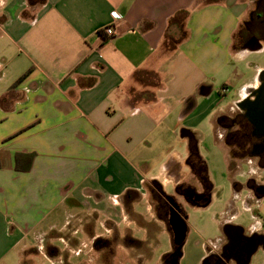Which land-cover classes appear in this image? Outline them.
<instances>
[{
    "label": "crops",
    "instance_id": "obj_1",
    "mask_svg": "<svg viewBox=\"0 0 264 264\" xmlns=\"http://www.w3.org/2000/svg\"><path fill=\"white\" fill-rule=\"evenodd\" d=\"M262 10L264 0H0V262L10 253L25 259L34 250L66 259V245L80 243L77 228L89 242L96 239L99 264H114L127 237L144 244L136 255L128 249L137 264H148V247L163 229L172 248L156 264H206L228 246L227 225L252 236L262 225L259 214L257 224L245 229L233 222L236 210L221 222L223 235L215 242L203 238L193 246L185 239L175 260L170 214L168 221L160 217L163 209L151 198L150 187L161 182L149 176L148 166L137 165L144 161L136 151L170 145L182 129L190 138L189 167L183 169L173 153L160 164L177 193L195 201L187 176L196 174L203 158L193 130L212 126L225 149L217 125L236 113L249 119L264 87L259 65L237 101L223 106L234 60L264 49ZM108 25L115 35L103 32ZM239 31L243 36L235 45ZM253 38L260 48L250 46ZM214 82L225 83L221 93ZM148 196L152 220L134 206ZM251 197L249 191L248 209ZM129 221L145 228L147 237H135ZM98 223L105 234L96 231ZM30 238L37 244L31 249L25 244ZM105 242L118 243L114 252L100 247Z\"/></svg>",
    "mask_w": 264,
    "mask_h": 264
},
{
    "label": "rangeland",
    "instance_id": "obj_2",
    "mask_svg": "<svg viewBox=\"0 0 264 264\" xmlns=\"http://www.w3.org/2000/svg\"><path fill=\"white\" fill-rule=\"evenodd\" d=\"M234 61L235 75L229 82L230 90L226 94V101L223 103V106L237 101L239 97V88L245 82H249L256 78L258 66L264 65V49L261 51L244 52ZM224 84V82H214L215 90L221 93V90L225 86ZM228 110L230 109L228 108L227 111ZM232 112L235 113V109H232L230 113ZM181 130L170 145L169 143H163L158 147L154 146L149 149H137L136 158L139 162L144 161L142 164L137 165L140 167L148 166L151 170L149 176L159 177L161 184L164 186L162 187L163 192L178 203L177 205L182 206V209L187 215L186 224L188 232L186 239L188 240V244L195 246L196 241L203 238L207 243L210 241L215 242L216 238L223 235L220 226L221 222L225 219L227 214L229 216L231 213L233 214L235 210H237V215L233 218L234 224L241 225L245 229H251L257 224V216L255 217V214H259L258 217L262 225H260L259 228H253L250 235L254 233L263 234L264 155L254 157L249 156L248 154L244 155L245 152H242V149L240 152L236 153L235 150L239 149L236 146L229 148L225 146V150L217 143L215 131L210 125L205 129H201V127L194 129L193 135H195L197 139L195 140L197 141L195 149L199 152V155L203 160L199 163L196 174L187 176V178L189 177L187 181L190 185L194 184V186L200 189V191H204V188L209 186V203L203 205L188 201L183 195L177 193L174 180L167 178L163 174V165L160 164L163 156H168L170 153H173L179 157L183 169H185L184 167H189L185 164L187 163L189 156L190 138L183 137V132ZM217 134L221 143L226 145L223 140L224 129L221 123L217 125ZM195 141L193 142L195 143ZM142 157L145 158L140 160ZM150 188L152 189L151 198L155 201V203H153L156 204L157 200V204L159 205V200L161 198L159 188L157 189V185ZM251 188H256V193L252 191ZM249 191L252 195V209L246 207V204H248ZM180 192L183 193V189L180 188ZM256 201L258 202L256 203ZM134 206L135 209L142 213L147 219H153L149 196L147 198L144 197L140 202H136ZM157 209L161 212L159 208ZM169 212L171 213V210L168 207L164 212L162 211V215L159 214V216L163 217L164 215L165 219L168 221ZM126 226V223H121L120 230L124 232ZM128 226L133 229L135 237L140 239H145L147 237V230L138 226L135 221H129ZM96 231L105 234V227H101L100 223H98ZM76 236L79 238L80 243L76 246L72 245L71 247L66 245V250L68 251L67 256L64 251L66 259H61L60 257L51 259L44 251L34 250L27 253L25 259L21 260L18 259L14 253H10L8 258L0 262V264H99L100 253L97 252L99 247H96V239L89 242L84 230L81 228H77ZM25 244L28 245L27 247L29 249L37 245L34 238L26 239ZM219 244H221V242ZM219 244L213 243L217 248H219ZM58 246H63V244L59 243ZM107 246L110 249L112 244ZM100 247L102 246L100 245ZM148 248L150 257L147 259L146 263L156 264L157 260L160 259L166 251L172 248V238L170 234L164 229L159 231L156 234V239L150 243ZM113 250H115V248L108 251L112 253L114 252ZM135 250H139V248L135 247ZM107 255L108 254H106V256ZM114 264L137 263L131 255L130 249H128L127 246L120 245L117 248V255ZM250 264H264V245H259V248L252 255Z\"/></svg>",
    "mask_w": 264,
    "mask_h": 264
},
{
    "label": "flooded vegetation",
    "instance_id": "obj_3",
    "mask_svg": "<svg viewBox=\"0 0 264 264\" xmlns=\"http://www.w3.org/2000/svg\"><path fill=\"white\" fill-rule=\"evenodd\" d=\"M261 13L264 14V10H262ZM249 119H247L246 116L241 113H236L233 116L223 117V140L225 141L228 148L232 146L239 148L235 150L236 153L240 152L242 149V152H245L244 155L248 154L249 156L253 157L263 156L264 128ZM208 189L209 186H206L204 191L197 193L198 189L196 187H192L189 191L191 192L190 194L193 196V199L196 201L205 197L208 198ZM251 189L256 193V188ZM172 203H170V205L176 208L179 213L181 212L184 215L182 206L177 205L178 203L175 201ZM227 237H229L230 240L226 249L221 253L211 254L206 264H230L232 260H238L241 263H244L249 252H251L256 246L259 247L260 244H264V234H253L252 236H246L235 228H229ZM179 256L180 251L178 248H176L173 257L176 260Z\"/></svg>",
    "mask_w": 264,
    "mask_h": 264
},
{
    "label": "water",
    "instance_id": "obj_4",
    "mask_svg": "<svg viewBox=\"0 0 264 264\" xmlns=\"http://www.w3.org/2000/svg\"><path fill=\"white\" fill-rule=\"evenodd\" d=\"M250 46H253V49H258L260 48L261 44L256 38H253L251 40ZM264 74V73H263ZM250 113V118L251 120L264 128V87L260 91V95L257 98L256 101H254L251 104V107L249 109ZM209 202V199L205 202L202 203L203 205H207ZM170 224L172 226L173 232H174V241L177 245L182 246L184 244V241L186 239V232H187V224L185 219L178 213L176 208L172 207L171 208V213H170ZM229 225H227L224 228V232L226 234L229 233ZM242 230V229H241ZM258 249L256 246L251 252H249L246 261L244 264H249L252 255L255 253V251Z\"/></svg>",
    "mask_w": 264,
    "mask_h": 264
},
{
    "label": "trees",
    "instance_id": "obj_5",
    "mask_svg": "<svg viewBox=\"0 0 264 264\" xmlns=\"http://www.w3.org/2000/svg\"><path fill=\"white\" fill-rule=\"evenodd\" d=\"M181 24H184V21L181 23ZM243 35H242V33H241V31H239L238 33H236V35H235V45H238V42H240V40H241V37H242ZM169 37V35H167L166 36V38H168ZM183 38H186L187 37V34H183V36H182ZM182 38V39H183ZM181 39V40H182ZM179 42V41H178ZM178 42H174V44H175V46H177L178 45ZM236 47V46H235ZM28 73L29 72H26L24 75H22L11 87H10V89H13V88H16L21 82H22V80L28 75ZM156 185H157V188H159V191H160V196H161V198H160V200H159V205L157 204V200H156V204L155 205H157L156 207H160L161 209H163V211H165L166 210V208H172V207H170L171 205H170V203H172L174 200L169 196V195H166L165 194V192H163V190H162V185L160 184V183H156ZM208 195H209V193H208ZM153 202L155 203V201H154V199H153ZM173 204V203H172ZM236 211V210H235ZM179 213V212H178ZM235 213V212H234ZM233 213V214H234ZM179 214H181V213H179ZM232 214V213H231ZM182 216H184L185 218H186V213L184 212V215L183 214H181ZM123 243H124V245L125 246H127L128 248H130L131 250H132V253H133V255H136V252L134 253V250H135V247H138V248H140L139 246L140 245H144V244H140L139 243V241H137V240H135V239H133V238H131V237H127V238H125L124 240H123ZM117 244L118 243H113L112 244V246H110V249H114L115 248V246H117ZM134 244V245H133ZM108 244L105 242L104 244H102V247H104V246H107ZM175 248H178L179 249V251H180V254H181V250H182V246H179V245H176V247ZM49 251V250H48ZM50 252V251H49ZM50 255H52L51 253H50ZM138 255V254H137ZM53 256V255H52ZM138 264H143V261H142V259H138Z\"/></svg>",
    "mask_w": 264,
    "mask_h": 264
},
{
    "label": "built area",
    "instance_id": "obj_6",
    "mask_svg": "<svg viewBox=\"0 0 264 264\" xmlns=\"http://www.w3.org/2000/svg\"><path fill=\"white\" fill-rule=\"evenodd\" d=\"M113 15L117 19L122 18V16L119 13H117L116 11L113 13ZM103 32L108 36H113L116 34V29L113 25H108L107 27L104 28Z\"/></svg>",
    "mask_w": 264,
    "mask_h": 264
}]
</instances>
